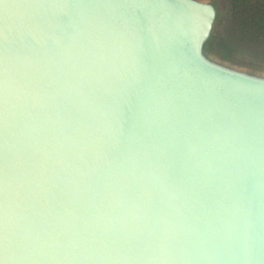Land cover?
Listing matches in <instances>:
<instances>
[{"label":"water","instance_id":"water-1","mask_svg":"<svg viewBox=\"0 0 264 264\" xmlns=\"http://www.w3.org/2000/svg\"><path fill=\"white\" fill-rule=\"evenodd\" d=\"M219 17L0 0V264H264V75Z\"/></svg>","mask_w":264,"mask_h":264},{"label":"rangeland","instance_id":"rangeland-1","mask_svg":"<svg viewBox=\"0 0 264 264\" xmlns=\"http://www.w3.org/2000/svg\"><path fill=\"white\" fill-rule=\"evenodd\" d=\"M207 1V0H206ZM220 8L212 46L214 58L238 69L264 75V0H208ZM256 8H258L256 10ZM231 41L233 53L229 56L223 48ZM221 61V59L219 60Z\"/></svg>","mask_w":264,"mask_h":264},{"label":"trees","instance_id":"trees-1","mask_svg":"<svg viewBox=\"0 0 264 264\" xmlns=\"http://www.w3.org/2000/svg\"><path fill=\"white\" fill-rule=\"evenodd\" d=\"M245 2H246V4H249L248 3V0H245ZM258 8H256V10H257ZM228 47H231V41H224L223 39H222V44L220 45V48L222 49L223 48V50L226 52V53H228V55L230 56L231 55V53H233L232 52V50L231 49H229Z\"/></svg>","mask_w":264,"mask_h":264}]
</instances>
